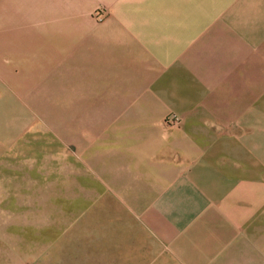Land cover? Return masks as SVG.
I'll list each match as a JSON object with an SVG mask.
<instances>
[{
  "label": "crops",
  "instance_id": "1",
  "mask_svg": "<svg viewBox=\"0 0 264 264\" xmlns=\"http://www.w3.org/2000/svg\"><path fill=\"white\" fill-rule=\"evenodd\" d=\"M40 1L36 12L5 10L0 45L27 68L22 47L31 38L50 27L62 39L68 31L76 54L74 31L82 25L86 50L94 58L100 44L103 58L91 87L103 84L106 95L86 109L85 137L75 138L72 124L68 130L84 179L70 189L76 211L68 224L54 217L37 258L264 264V117L255 116L264 114V0ZM98 11H105L102 22ZM20 29L31 34L23 43L12 38ZM10 62L0 60V79L34 96L35 75H17ZM174 115L180 126L167 124Z\"/></svg>",
  "mask_w": 264,
  "mask_h": 264
},
{
  "label": "rangeland",
  "instance_id": "2",
  "mask_svg": "<svg viewBox=\"0 0 264 264\" xmlns=\"http://www.w3.org/2000/svg\"><path fill=\"white\" fill-rule=\"evenodd\" d=\"M6 9L8 13L24 9L36 12L43 7L40 0H0V16ZM94 18L98 21L96 12ZM82 27L74 31L76 54H72L68 31L62 39V32L50 27L49 32L38 34L42 39L31 38L22 47L29 62L27 68L0 45V60L9 58L11 70L17 68V75H35V80H29L33 83L29 87L34 94L31 97L8 88L0 79V264H44L45 260L36 256L40 237H49L54 217L68 224L69 213L76 211L70 209L69 202L76 201L78 194L70 193V189L84 179L79 170L84 172L85 162L72 157L68 130L72 124L75 138L85 137L86 109L98 105V98L106 95L100 87L103 84L94 80L91 87L89 80L92 72H101V45L96 46L98 55L90 56L86 49L90 50L91 44ZM29 35L20 29L12 38L23 43ZM0 43L6 41L2 39ZM50 75L56 80L44 82ZM71 75H76L77 80L71 81ZM72 109L78 111L71 112ZM255 116L263 120L264 114ZM29 124L38 127L27 128ZM57 147L63 149L60 155L54 152ZM55 186L62 192H53ZM54 201H61L62 208H55Z\"/></svg>",
  "mask_w": 264,
  "mask_h": 264
},
{
  "label": "built area",
  "instance_id": "3",
  "mask_svg": "<svg viewBox=\"0 0 264 264\" xmlns=\"http://www.w3.org/2000/svg\"><path fill=\"white\" fill-rule=\"evenodd\" d=\"M96 14L98 21L102 22L105 17V11H98ZM167 124L170 126H180L182 124V119L174 115L167 120Z\"/></svg>",
  "mask_w": 264,
  "mask_h": 264
}]
</instances>
